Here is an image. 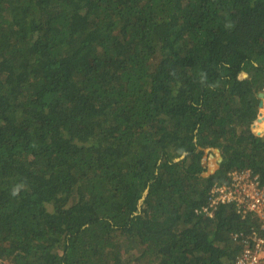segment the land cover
Segmentation results:
<instances>
[{
  "label": "trees",
  "instance_id": "16d2710c",
  "mask_svg": "<svg viewBox=\"0 0 264 264\" xmlns=\"http://www.w3.org/2000/svg\"><path fill=\"white\" fill-rule=\"evenodd\" d=\"M263 89L264 0H0V256L238 264L251 219L195 208L264 183Z\"/></svg>",
  "mask_w": 264,
  "mask_h": 264
},
{
  "label": "built area",
  "instance_id": "2783aa9c",
  "mask_svg": "<svg viewBox=\"0 0 264 264\" xmlns=\"http://www.w3.org/2000/svg\"><path fill=\"white\" fill-rule=\"evenodd\" d=\"M205 203L195 212L213 218L222 205H233L242 218L251 219L248 229L232 232V239L241 245L238 264H264V183L251 168L232 169L224 182L215 181ZM253 221V222H252ZM0 264H12L0 256Z\"/></svg>",
  "mask_w": 264,
  "mask_h": 264
},
{
  "label": "rangeland",
  "instance_id": "374dc122",
  "mask_svg": "<svg viewBox=\"0 0 264 264\" xmlns=\"http://www.w3.org/2000/svg\"><path fill=\"white\" fill-rule=\"evenodd\" d=\"M244 73L247 74L246 71L242 72V74ZM225 154H230V151ZM225 154L220 149H215L214 151L207 153L204 156L203 164H202L203 175L206 176L210 173H213L215 170H217L220 167V163Z\"/></svg>",
  "mask_w": 264,
  "mask_h": 264
},
{
  "label": "water",
  "instance_id": "95a60500",
  "mask_svg": "<svg viewBox=\"0 0 264 264\" xmlns=\"http://www.w3.org/2000/svg\"><path fill=\"white\" fill-rule=\"evenodd\" d=\"M242 76H244V77H246L247 76V74H242ZM259 97H260V102H259V106H262L263 104H264V90L263 91H260L259 92ZM261 112H259V114H260ZM260 119V118H259ZM253 127H255V124L253 123V125H252V128ZM258 135H264L262 132H260V131H258V132H256ZM184 155L185 154H183L181 157H177L175 160H179V159H181L182 157H184ZM148 191H149V189L147 188L146 190H145V192H144V195H143V197H142V199L140 200V202H142L144 199H145V197H146V195L148 194Z\"/></svg>",
  "mask_w": 264,
  "mask_h": 264
},
{
  "label": "crops",
  "instance_id": "0c3cea01",
  "mask_svg": "<svg viewBox=\"0 0 264 264\" xmlns=\"http://www.w3.org/2000/svg\"><path fill=\"white\" fill-rule=\"evenodd\" d=\"M264 90V89H263ZM259 112H261L260 114H258V118L257 120L254 122L255 126L257 124H261L262 126V133L264 134V123L263 120H264V104L262 106L259 107ZM260 118V119H259ZM262 119V120H261ZM255 132H258L259 130H257V128L253 127L252 128Z\"/></svg>",
  "mask_w": 264,
  "mask_h": 264
},
{
  "label": "clouds",
  "instance_id": "9594fccd",
  "mask_svg": "<svg viewBox=\"0 0 264 264\" xmlns=\"http://www.w3.org/2000/svg\"><path fill=\"white\" fill-rule=\"evenodd\" d=\"M13 194H15V192Z\"/></svg>",
  "mask_w": 264,
  "mask_h": 264
},
{
  "label": "bare ground",
  "instance_id": "6f19581e",
  "mask_svg": "<svg viewBox=\"0 0 264 264\" xmlns=\"http://www.w3.org/2000/svg\"><path fill=\"white\" fill-rule=\"evenodd\" d=\"M262 120V119H261Z\"/></svg>",
  "mask_w": 264,
  "mask_h": 264
}]
</instances>
